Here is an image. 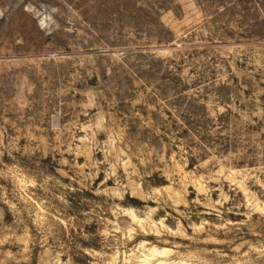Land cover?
<instances>
[{"label":"rangeland","instance_id":"rangeland-1","mask_svg":"<svg viewBox=\"0 0 264 264\" xmlns=\"http://www.w3.org/2000/svg\"><path fill=\"white\" fill-rule=\"evenodd\" d=\"M0 264H264V0H0Z\"/></svg>","mask_w":264,"mask_h":264},{"label":"trees","instance_id":"trees-1","mask_svg":"<svg viewBox=\"0 0 264 264\" xmlns=\"http://www.w3.org/2000/svg\"><path fill=\"white\" fill-rule=\"evenodd\" d=\"M63 233H64V230H63ZM66 241V240H65ZM77 241V240H76ZM79 241V240H78ZM81 242V241H80ZM81 245H83V247H87V248H90L92 247V244L90 242H85V241H82L81 242ZM77 262H80L81 260H78V259H75Z\"/></svg>","mask_w":264,"mask_h":264}]
</instances>
